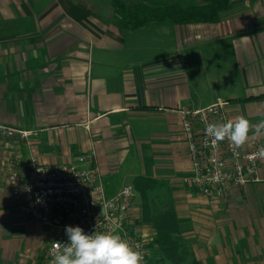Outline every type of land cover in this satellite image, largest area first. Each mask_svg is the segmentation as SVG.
<instances>
[{
  "label": "crops",
  "instance_id": "0c3cea01",
  "mask_svg": "<svg viewBox=\"0 0 264 264\" xmlns=\"http://www.w3.org/2000/svg\"><path fill=\"white\" fill-rule=\"evenodd\" d=\"M227 1L215 21L131 28L114 0H0V123L31 130L0 136V264H44L51 237L14 205V153L21 165L93 154L106 195L131 185L147 264H171L151 247L156 226L183 244L186 264H264V168L220 195L182 181L181 108L221 99L229 121H264V0ZM138 177L152 181L139 188Z\"/></svg>",
  "mask_w": 264,
  "mask_h": 264
},
{
  "label": "built area",
  "instance_id": "2783aa9c",
  "mask_svg": "<svg viewBox=\"0 0 264 264\" xmlns=\"http://www.w3.org/2000/svg\"><path fill=\"white\" fill-rule=\"evenodd\" d=\"M227 101L217 100L205 107L181 108L182 127L192 162L191 172L182 181L200 192L220 195L227 186H245L259 180L264 168V135L252 137L245 148L229 140L213 142L205 133L208 123L228 122ZM31 130L0 123V136L26 137ZM18 153L7 158V183L14 205L25 219L36 220L50 231L44 264H51L55 243H67L66 226H80L86 234L113 232L126 239L147 264V248L139 227L132 225L129 204L131 185L106 195L101 171L93 154L81 153L73 160L43 163L34 154Z\"/></svg>",
  "mask_w": 264,
  "mask_h": 264
},
{
  "label": "clouds",
  "instance_id": "9594fccd",
  "mask_svg": "<svg viewBox=\"0 0 264 264\" xmlns=\"http://www.w3.org/2000/svg\"><path fill=\"white\" fill-rule=\"evenodd\" d=\"M262 129L264 121L254 126L240 116L222 124L208 123L205 133L214 143L227 139L239 147L250 131L260 134ZM260 151L264 152V148ZM65 233L68 241L54 244L51 264H142V254L119 234L111 231L86 234L80 226H66Z\"/></svg>",
  "mask_w": 264,
  "mask_h": 264
},
{
  "label": "trees",
  "instance_id": "16d2710c",
  "mask_svg": "<svg viewBox=\"0 0 264 264\" xmlns=\"http://www.w3.org/2000/svg\"><path fill=\"white\" fill-rule=\"evenodd\" d=\"M117 2V0H115ZM116 11L119 26L135 28L152 22L167 20L172 23L215 21L219 13L228 5L227 0H118ZM135 183H149L150 179L138 177ZM140 188V187H139ZM142 189V187H141ZM147 219L154 222V217L148 213ZM156 222V218H155ZM154 222V223H155ZM156 250L162 260L171 264H186L183 262L186 249L177 238L161 226H156ZM148 261V259H147Z\"/></svg>",
  "mask_w": 264,
  "mask_h": 264
},
{
  "label": "rangeland",
  "instance_id": "374dc122",
  "mask_svg": "<svg viewBox=\"0 0 264 264\" xmlns=\"http://www.w3.org/2000/svg\"><path fill=\"white\" fill-rule=\"evenodd\" d=\"M111 1V3H112V0H110ZM114 2L115 3H112V4H110L111 6H113V7H115V8H117V7H119V5H118V0H117V2L114 0ZM105 6H107L106 4H105ZM229 120V119H228ZM191 167H192V162H191ZM191 172V171H190ZM135 226V225H134Z\"/></svg>",
  "mask_w": 264,
  "mask_h": 264
}]
</instances>
